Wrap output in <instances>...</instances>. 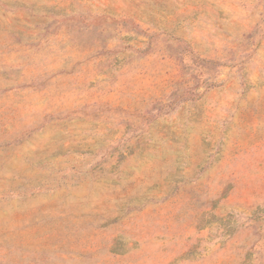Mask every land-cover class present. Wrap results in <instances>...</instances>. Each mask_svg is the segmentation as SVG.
Masks as SVG:
<instances>
[{
	"label": "rangeland",
	"instance_id": "obj_1",
	"mask_svg": "<svg viewBox=\"0 0 264 264\" xmlns=\"http://www.w3.org/2000/svg\"><path fill=\"white\" fill-rule=\"evenodd\" d=\"M0 264H264V0H0Z\"/></svg>",
	"mask_w": 264,
	"mask_h": 264
}]
</instances>
